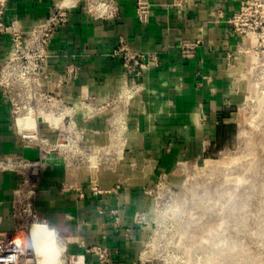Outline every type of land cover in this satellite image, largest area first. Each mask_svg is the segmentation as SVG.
<instances>
[{
	"label": "crops",
	"instance_id": "obj_1",
	"mask_svg": "<svg viewBox=\"0 0 264 264\" xmlns=\"http://www.w3.org/2000/svg\"><path fill=\"white\" fill-rule=\"evenodd\" d=\"M122 7L120 22L93 20L80 10L73 9L68 23L55 34L50 60L52 76L56 78L70 62L80 68L78 76L64 88L68 97L96 95L104 97L117 90L122 77V66L110 53L117 37L122 34L134 48L157 50L162 56L161 66L147 70L141 80L144 89L130 103L128 110L127 155L137 163L136 171L148 170L146 160L161 171L170 170L180 158L201 157L215 146L221 129L233 123V105L241 93L253 89L246 78L239 89L232 82L233 72L224 63V54L235 48V38L223 21L216 22L212 8H222L231 14L240 0H192L190 9L183 14L156 8L147 25H141L134 16V1L119 0ZM51 0H10L5 21L16 18L28 26L44 17ZM202 36L204 42L194 58L184 60L170 45L178 38ZM8 45L7 36L0 39V60ZM251 57H241L245 63ZM199 103L205 119H197ZM78 122L81 115H77ZM105 116L91 120L99 128H106ZM51 137L55 134L45 129ZM105 138L102 132L94 136ZM22 152L35 158L36 148L24 147L16 136L10 120L9 107L0 93V152ZM38 212L53 225L65 240L76 264H106L98 259L91 248L104 246L111 251L108 264H131L130 234L134 232L133 213L143 200L142 188L152 179L147 176L127 182L119 190L94 195L87 191L83 198L74 192H63L64 180H81L79 170L70 168L52 157L45 167ZM17 176L13 172L0 175V214L7 216L12 190ZM143 180V181H142ZM109 188L114 182H103ZM8 219L1 225L8 226ZM46 225V224H45ZM47 226V225H46ZM54 234L52 227L47 226Z\"/></svg>",
	"mask_w": 264,
	"mask_h": 264
},
{
	"label": "built area",
	"instance_id": "obj_2",
	"mask_svg": "<svg viewBox=\"0 0 264 264\" xmlns=\"http://www.w3.org/2000/svg\"><path fill=\"white\" fill-rule=\"evenodd\" d=\"M9 1L0 0V39L3 36L8 38L6 52L0 60V93L9 107L16 136L24 147L36 148L40 157L33 159L18 151L0 152V175L4 172H23V183L28 185L31 183L32 170H43L51 159L49 155L54 154L55 150L66 166L73 169H81L83 166L88 169V143L81 142L86 133L80 130L77 115H81L83 122H88L110 109V120L118 123L116 134L122 138L130 103L144 89L141 78L150 68L161 66L162 56L157 50L134 48L120 34L110 53L122 66V79L117 90L102 98L81 94L68 97L64 88L78 76L80 68L70 62L54 81L49 80L54 74L50 69V60L55 56L51 49L55 34L68 23L73 9L80 10L85 17L93 20L120 22L122 7L119 0H51L47 14L28 26H22L16 18L5 21ZM133 1L134 16L143 26L149 23L156 8L183 14L192 4V0ZM211 11L215 14L216 22L223 21L227 24L228 32L236 40L235 48L224 54L225 67L233 72L232 82L235 88L239 89L240 80L246 78L253 89H264V0H240L237 8L228 15L224 14L222 8L214 7ZM203 42L201 35L178 38L170 47L181 58L188 60L195 57ZM241 57H251V60L241 63ZM198 105L197 119L203 121L205 114L202 104ZM22 116H31L35 123L48 124V130L55 135L51 137L39 130L38 125L20 128L18 118ZM60 190L74 192L79 198H83L88 188L78 180H64ZM27 192L29 194L23 200L12 196L8 215L4 217L0 214V264H35L30 259L32 257L28 256L29 250H32L30 227L35 222H42L56 230L38 212L35 202L37 197H34V201L31 200L33 191ZM16 202L19 203L17 208ZM3 204L0 200V207ZM6 219L9 225L4 228L1 225ZM19 232L28 236V245L24 248L10 237ZM63 242L67 247L62 239L58 243ZM91 251L98 253V259L103 260L107 249L93 246Z\"/></svg>",
	"mask_w": 264,
	"mask_h": 264
},
{
	"label": "rangeland",
	"instance_id": "obj_3",
	"mask_svg": "<svg viewBox=\"0 0 264 264\" xmlns=\"http://www.w3.org/2000/svg\"><path fill=\"white\" fill-rule=\"evenodd\" d=\"M238 93L241 97L230 109L233 123L221 129L215 146L201 157L176 160L166 171L157 170L148 160V170L136 171L138 162L127 155L128 124L119 138V125L110 120V109L78 124L86 133L81 142L88 143V169L77 170L80 182L92 194L119 190L138 177L152 179L143 186V200L131 221L134 232L129 235L127 256L131 264H264V89ZM103 115L105 129L91 122ZM37 125L43 131L48 127L35 122L32 127ZM102 132L105 138L94 137ZM53 152L49 157L60 161L61 156ZM44 169H33L28 185L23 183V172H14L12 196L23 200L32 190L31 200L36 196L38 207ZM107 180L114 185H103ZM54 233L59 242L57 229ZM10 237L23 248L28 245L22 232ZM58 245L54 264H76L65 243ZM28 256H33L32 250ZM110 260L107 249L100 261Z\"/></svg>",
	"mask_w": 264,
	"mask_h": 264
},
{
	"label": "bare ground",
	"instance_id": "obj_4",
	"mask_svg": "<svg viewBox=\"0 0 264 264\" xmlns=\"http://www.w3.org/2000/svg\"><path fill=\"white\" fill-rule=\"evenodd\" d=\"M34 121L31 116H22L18 118L20 128L32 127ZM30 239L35 264H54L59 251V245L54 234L42 222H35L30 227ZM45 242L46 244H42Z\"/></svg>",
	"mask_w": 264,
	"mask_h": 264
}]
</instances>
